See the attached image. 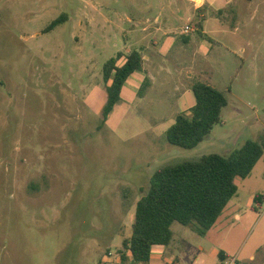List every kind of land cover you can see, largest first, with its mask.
<instances>
[{"label":"rangeland","instance_id":"1","mask_svg":"<svg viewBox=\"0 0 264 264\" xmlns=\"http://www.w3.org/2000/svg\"><path fill=\"white\" fill-rule=\"evenodd\" d=\"M133 50L166 92L135 71L102 124L103 65ZM196 82L227 106L183 149L165 133ZM247 140L264 145V0H0V264H130L121 243L151 175ZM237 190L204 236L178 225V264H264V156Z\"/></svg>","mask_w":264,"mask_h":264},{"label":"trees","instance_id":"2","mask_svg":"<svg viewBox=\"0 0 264 264\" xmlns=\"http://www.w3.org/2000/svg\"><path fill=\"white\" fill-rule=\"evenodd\" d=\"M62 22V16L56 18L46 31ZM121 58L123 63L117 65ZM141 69L142 55L137 50L118 53L103 65L106 100L101 110L102 124L119 102L126 79ZM191 91L195 102L189 115L177 114L165 133L170 145L183 149L201 143L213 126L221 123V111L227 106L225 95L205 83H194ZM262 156L264 145L247 140L227 155L207 154L158 168L149 178L146 193L135 204L130 235L121 243V261H126L127 253L130 264H146L153 246H168L172 241L173 222L204 236L237 193V181L248 177ZM254 201L260 204L262 196L257 195Z\"/></svg>","mask_w":264,"mask_h":264},{"label":"crops","instance_id":"3","mask_svg":"<svg viewBox=\"0 0 264 264\" xmlns=\"http://www.w3.org/2000/svg\"><path fill=\"white\" fill-rule=\"evenodd\" d=\"M124 61V59H123ZM156 62L153 58L150 56H143L142 55V73L146 76V83H145V88L147 90H153V92L158 91L157 88L159 87V92L160 94H165V86L162 82L159 83L157 78L155 77L153 70L156 68ZM155 90V91H154ZM140 98H144V96H140ZM163 104L165 103L164 101L162 102ZM160 105V103H158ZM165 105V104H164ZM177 115V114H176ZM176 117V116H175ZM246 179V178H245ZM242 179V180H245ZM239 190V189H238ZM238 190L237 193L231 198V200L228 202L224 210L222 211L221 215L218 217L217 221H219L222 216L225 215V213H233L235 212L239 206H240V198L238 196ZM250 197L247 196L246 199V204L245 206L250 205ZM235 219H239V215L237 213L234 214ZM133 219V217H132ZM216 221V222H217ZM132 223V221H131ZM179 223L173 222L171 224V232L172 235H174L176 232L181 231V226H178ZM215 225V224H214ZM131 227V226H130ZM173 238V236H172ZM200 251H202L201 248H199ZM128 255V254H127ZM180 256H183L182 252L180 251L179 255H176L174 252V249L169 248V246H153L151 249V256L149 261L146 264H178L180 262ZM130 257V256H129ZM250 260H253V257H250ZM225 261V258L221 260V264Z\"/></svg>","mask_w":264,"mask_h":264},{"label":"built area","instance_id":"4","mask_svg":"<svg viewBox=\"0 0 264 264\" xmlns=\"http://www.w3.org/2000/svg\"><path fill=\"white\" fill-rule=\"evenodd\" d=\"M222 264H238L236 257H231L225 260Z\"/></svg>","mask_w":264,"mask_h":264}]
</instances>
